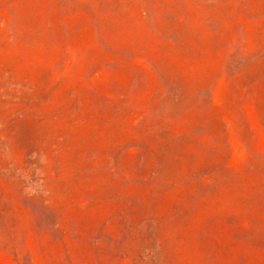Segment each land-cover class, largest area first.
Segmentation results:
<instances>
[{
	"label": "rangeland",
	"instance_id": "obj_1",
	"mask_svg": "<svg viewBox=\"0 0 264 264\" xmlns=\"http://www.w3.org/2000/svg\"><path fill=\"white\" fill-rule=\"evenodd\" d=\"M0 264H264V0H0Z\"/></svg>",
	"mask_w": 264,
	"mask_h": 264
}]
</instances>
